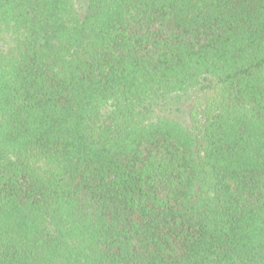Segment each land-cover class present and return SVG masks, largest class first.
Segmentation results:
<instances>
[{
	"label": "trees",
	"instance_id": "obj_1",
	"mask_svg": "<svg viewBox=\"0 0 264 264\" xmlns=\"http://www.w3.org/2000/svg\"><path fill=\"white\" fill-rule=\"evenodd\" d=\"M0 264H264V0H0Z\"/></svg>",
	"mask_w": 264,
	"mask_h": 264
}]
</instances>
